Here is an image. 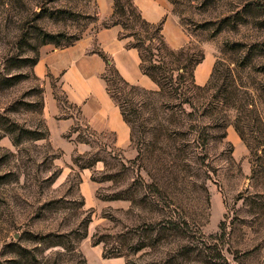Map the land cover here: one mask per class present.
<instances>
[{"label":"rangeland","instance_id":"374dc122","mask_svg":"<svg viewBox=\"0 0 264 264\" xmlns=\"http://www.w3.org/2000/svg\"><path fill=\"white\" fill-rule=\"evenodd\" d=\"M169 1L179 47L204 54L194 79L213 61L209 85L175 105L107 72L130 128L120 148L33 72L45 48L98 50L95 0H0V264H88L93 239L131 264H264V0ZM54 100L57 122L74 118L56 138Z\"/></svg>","mask_w":264,"mask_h":264},{"label":"crops","instance_id":"0c3cea01","mask_svg":"<svg viewBox=\"0 0 264 264\" xmlns=\"http://www.w3.org/2000/svg\"><path fill=\"white\" fill-rule=\"evenodd\" d=\"M143 17L151 22H163V36L170 47H179L183 42V32L172 12L169 0H133ZM99 14L109 18L113 11V0H95ZM121 28L118 25L102 28L95 34L98 49L110 57L121 76L129 83L137 84L149 90L157 85L140 70L139 53L135 48L127 47L129 39L119 38ZM91 39H80L72 45L62 48L43 49L33 66L34 74L40 78L57 79L69 104L78 107L85 124L94 132L111 133L113 142L120 148H126L130 142V128L125 122L119 106L106 91L105 81L101 75L105 72L104 59L94 50ZM207 71H197L195 82L203 85L211 72L212 59L208 58ZM57 102L49 101L47 120L51 136L58 137L74 123L72 116L61 118L58 122L55 115L60 112ZM65 149L75 145L67 141L59 143ZM100 245H90L82 249L89 264H126L124 257H103Z\"/></svg>","mask_w":264,"mask_h":264},{"label":"trees","instance_id":"16d2710c","mask_svg":"<svg viewBox=\"0 0 264 264\" xmlns=\"http://www.w3.org/2000/svg\"><path fill=\"white\" fill-rule=\"evenodd\" d=\"M115 25L121 28L119 38L129 39L127 47L137 49L140 58V70L157 85L158 90L155 92L167 93L178 101L175 105H179L185 102L183 95H185L189 85L204 90L208 88L209 83L203 86L198 85L193 76V69L204 59L201 49L194 47L191 41L177 49L170 47L163 36V22L151 23L147 21L133 0H113L112 14L108 21L103 24V28ZM69 45L72 43L64 47ZM94 52L98 53L106 63L105 72L101 77L105 81L107 93L119 106L124 118L122 105L115 93L116 86L114 89L109 87L107 72L115 85H119L121 88L136 89L139 88V85L127 82L116 69L110 57L104 52L99 49L94 50ZM37 59L38 57L34 60V64ZM207 104L212 105L210 101ZM82 236L86 237L87 232L85 231ZM100 242L99 239H93L92 245H98ZM102 249L103 257L123 256L119 252L108 251L105 245ZM126 264L131 263L126 261Z\"/></svg>","mask_w":264,"mask_h":264}]
</instances>
